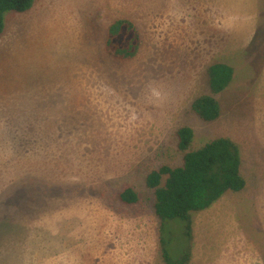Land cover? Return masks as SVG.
Listing matches in <instances>:
<instances>
[{"label": "rangeland", "instance_id": "374dc122", "mask_svg": "<svg viewBox=\"0 0 264 264\" xmlns=\"http://www.w3.org/2000/svg\"><path fill=\"white\" fill-rule=\"evenodd\" d=\"M34 1L6 13L0 38V264H166L161 250L178 261L184 222H164L159 249L144 178L181 165L180 127L193 131L189 151L235 142L245 180L205 209L189 264H264V0L230 3L239 28L230 16L224 28L197 17L195 28H150L154 0H121L140 29L130 59L105 48L113 3ZM218 62L233 77L206 123L191 104L210 95L206 71ZM125 188L137 203L119 201Z\"/></svg>", "mask_w": 264, "mask_h": 264}, {"label": "trees", "instance_id": "16d2710c", "mask_svg": "<svg viewBox=\"0 0 264 264\" xmlns=\"http://www.w3.org/2000/svg\"><path fill=\"white\" fill-rule=\"evenodd\" d=\"M34 0H0V38L4 32L5 15L8 12L25 13L31 9ZM139 33L134 24L126 19H116L107 28L106 51L122 59L135 56L140 48ZM210 95L197 97L191 104L196 116L206 123L214 122L220 116V106L215 95L231 82L233 69L225 63H214L207 68ZM177 149L182 152L180 166L162 165L149 171L145 187L152 191L153 210L159 226L157 229L159 249L164 246L162 226L169 220H180L185 225V235L190 245L182 249L178 261H172L164 250L159 251L166 264H189L192 255V215L211 207L229 191H240L245 180L240 173L241 157L239 147L227 137H217L195 151H189L193 131L180 127L175 131ZM118 199L122 204L138 202V195L132 188L122 190Z\"/></svg>", "mask_w": 264, "mask_h": 264}, {"label": "crops", "instance_id": "0c3cea01", "mask_svg": "<svg viewBox=\"0 0 264 264\" xmlns=\"http://www.w3.org/2000/svg\"><path fill=\"white\" fill-rule=\"evenodd\" d=\"M42 1L43 0H41V2ZM108 1L109 4L113 3V8L116 9V13L110 8V6H108L106 12V16L109 18L107 21V26H109L116 19L126 18L125 13L122 11L123 6H121L120 4L121 0H108ZM154 1H155L154 10L151 13L153 16L151 19L153 23L149 25L150 28H195L194 25L191 24L193 20H196L194 19V17H197V19L205 18L204 20H200V21L202 22L204 21L207 25H203L200 28H224L222 26L223 22H225V20H222L224 16L233 17L232 20L230 19L227 20L228 23L231 24L233 23L232 25L228 26L229 28L240 27L236 23L238 22V20L235 21V16H237L238 14L233 16L235 10L228 11V9L230 8V3H233L234 6L237 8L238 2H242L243 0H154ZM209 1H211L212 3L209 4ZM140 2L141 1H139V3ZM137 10L138 9L136 8V11ZM195 14H200V16H195ZM215 16L216 18L214 19ZM172 17H174L173 22H172ZM210 17H212L211 21L209 19ZM134 18H137V15L134 16ZM133 21L134 19H132L131 22L133 23ZM137 22H139L138 19ZM210 24L211 27L209 26ZM247 28H252L251 24H249ZM136 29L138 30L137 26ZM138 32H140V29L138 30ZM80 85L83 84H81L80 82ZM223 203L224 202H221V200L219 199L218 202L214 203L210 209H215L216 205H222ZM206 215L207 212L205 213V210L201 211L200 212L201 220L199 219L198 221L193 222L192 233H193L194 243H195V238L199 235L198 224L199 222H201V228H202V224L203 222H205ZM152 257L153 255L150 256V260H152ZM191 259H193V254L191 255Z\"/></svg>", "mask_w": 264, "mask_h": 264}]
</instances>
